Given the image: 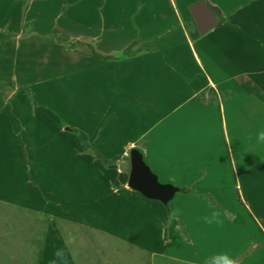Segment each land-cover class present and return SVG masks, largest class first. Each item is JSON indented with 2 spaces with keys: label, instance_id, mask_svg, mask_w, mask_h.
Masks as SVG:
<instances>
[{
  "label": "crops",
  "instance_id": "0c3cea01",
  "mask_svg": "<svg viewBox=\"0 0 264 264\" xmlns=\"http://www.w3.org/2000/svg\"><path fill=\"white\" fill-rule=\"evenodd\" d=\"M196 1L0 0V264H78L67 242L100 238L264 264V0H206L219 24L204 35ZM132 148L179 189L166 211L114 169Z\"/></svg>",
  "mask_w": 264,
  "mask_h": 264
},
{
  "label": "rangeland",
  "instance_id": "374dc122",
  "mask_svg": "<svg viewBox=\"0 0 264 264\" xmlns=\"http://www.w3.org/2000/svg\"><path fill=\"white\" fill-rule=\"evenodd\" d=\"M198 33V32H197ZM199 34V33H198ZM60 121V119H58ZM67 133L71 136H74L75 138V143L77 142L78 144L77 145H80V147L82 148V150H86L88 151L87 149V144L82 140V139H79L76 135V133L74 132H70V131H67ZM50 146H55L53 144H51ZM128 158V157H127ZM82 163V168L83 167V164L85 161H80ZM118 168H114L115 170L119 169L120 171H123L125 172L126 174H128L129 172V161L127 162H118L116 163ZM56 161H50L49 162V168H51L50 170V181L49 182H52L51 180L55 177H52L51 174H52V170L54 169V167L56 166ZM90 169H86V171H83L82 170V174L80 175H76L75 177H70L71 179L68 181H66V184H67V187L65 188L64 191H66L64 194H66V199H70L69 201L73 202L75 200H82L83 201V197L86 196V194H88L87 192H81V191H78V188L75 189V185L77 184H81L82 187H88V185L91 184V182H89V180H95L97 177L93 176V171L91 170V172H89ZM91 174V175H90ZM69 178V177H67ZM56 183H54L53 186H55ZM64 185V184H63ZM52 185H50V188L53 189L51 187ZM56 188V186H55ZM63 194V193H62ZM61 194V196H63ZM83 196V197H82ZM164 208V211L167 210V207L166 206H162ZM17 216H19L18 218H23L24 217V214H21V213H18ZM50 222H52L54 224V227H59L58 225V220L56 218H49ZM48 218H43L41 223L39 222L38 223V226L39 227L37 229L36 232H34V239L32 240V243L33 244H36L38 242H40L39 239V236L38 234L41 232V231H46L47 228H50L52 225L50 224V222H48L49 220ZM58 224V225H57ZM64 225H62L63 227ZM65 226H69L70 228L73 227V225H65ZM34 227V230H36V224L33 226ZM21 230H18L20 232H25L27 233L28 230L26 228V226H24V223L22 224V227L19 228ZM41 230V231H40ZM21 235V234H20ZM37 236V237H36ZM37 240V241H36ZM68 245H69V248L71 250V252L73 253L74 256H76V260H77V263L78 264H181L179 262H176L170 258H168L167 256H162V257H150L149 254H146V253H142V252H139L137 250H134L133 247H130L124 243H121V242H117V241H113V240H110V239H95L94 242H93V245L92 244H85V241L83 240H69L68 242ZM22 242L18 241V245H21ZM21 252V251H19ZM22 253H20V255L17 256V259H16V263L15 264H21V262H23V260L25 259V256L21 255ZM95 257V258H94ZM33 258V260L36 258V256H33V257H30L28 258L27 257V261H30L31 259ZM94 261L96 263H94Z\"/></svg>",
  "mask_w": 264,
  "mask_h": 264
},
{
  "label": "water",
  "instance_id": "95a60500",
  "mask_svg": "<svg viewBox=\"0 0 264 264\" xmlns=\"http://www.w3.org/2000/svg\"><path fill=\"white\" fill-rule=\"evenodd\" d=\"M189 11L199 35H204L219 24L217 10L210 7L206 0H197L190 5ZM128 157L130 170L127 186L146 199L158 201L165 206L168 205L179 189L171 184L161 183L137 148H132Z\"/></svg>",
  "mask_w": 264,
  "mask_h": 264
},
{
  "label": "trees",
  "instance_id": "16d2710c",
  "mask_svg": "<svg viewBox=\"0 0 264 264\" xmlns=\"http://www.w3.org/2000/svg\"><path fill=\"white\" fill-rule=\"evenodd\" d=\"M3 38V35L0 34V39Z\"/></svg>",
  "mask_w": 264,
  "mask_h": 264
},
{
  "label": "built area",
  "instance_id": "2783aa9c",
  "mask_svg": "<svg viewBox=\"0 0 264 264\" xmlns=\"http://www.w3.org/2000/svg\"><path fill=\"white\" fill-rule=\"evenodd\" d=\"M126 157H128V153H126V155H125Z\"/></svg>",
  "mask_w": 264,
  "mask_h": 264
}]
</instances>
